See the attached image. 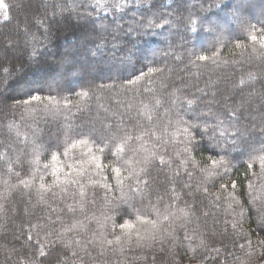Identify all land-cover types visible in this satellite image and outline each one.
<instances>
[{
    "label": "trees",
    "instance_id": "1",
    "mask_svg": "<svg viewBox=\"0 0 264 264\" xmlns=\"http://www.w3.org/2000/svg\"><path fill=\"white\" fill-rule=\"evenodd\" d=\"M3 4L0 264H264V0Z\"/></svg>",
    "mask_w": 264,
    "mask_h": 264
},
{
    "label": "snow or ice",
    "instance_id": "2",
    "mask_svg": "<svg viewBox=\"0 0 264 264\" xmlns=\"http://www.w3.org/2000/svg\"><path fill=\"white\" fill-rule=\"evenodd\" d=\"M0 7H4L3 0H0ZM250 27L253 28V29H255V25H251ZM255 30L259 32V35L252 34V35H250V39H251L252 41H254V42L257 41V40H259V42L261 43V46H264V27H262V28H260V29H255ZM92 43L95 44L97 48L100 47V45L97 44L95 40H93ZM237 46H238V47H241L242 45H239V44H238ZM30 59L36 60V61L38 62V58L35 57V54H33V57H30ZM198 59H200V60H206V59H208V57H206V56H200V57H198ZM75 68H76V66H75L74 64H72V65H69V66L65 69V71H66V72H71V71H73ZM85 70H86V69L84 68V66H81L80 71H85ZM30 95H31V94H30ZM41 99H42V97H40L39 95H31V100L39 101V100H41ZM157 103H158V102H157ZM187 103H188L189 105H192V104L194 103V101H193V100H188ZM233 115H234V113H233ZM221 123H223V122L221 121ZM184 131H185V132H189V129L185 128ZM211 131H212V133H216V132H217L216 129H212ZM202 135H210L211 140L216 141V143H217V145H218L219 141L217 140V138H216L215 135H211V134L209 133V129H208L207 126H205V127L203 128V130H202ZM224 135H225V133H224L223 131H219V132H218V136H219L220 138H223ZM235 135H236V133H233V137H235ZM194 140H195V137L192 136L191 139L189 140V145H191V144L193 143ZM80 143H87V141H80ZM122 150H123V149H120V151H122ZM188 150H189V148L186 147V148H185V151H188ZM101 151H103V149H101ZM37 159H38V157H37ZM57 159H58L57 155H56V154H53V155H52V160L55 161V160H57ZM209 159L211 160V163H212L213 167H223V166H224V162H223L222 160H221V161H217V160H215V159H212L211 157H209ZM159 160H160V163H161V164H164V163H165V160H164V157H163V156H160V157H159ZM260 161H261V167H262V169H264V156H261V157H260ZM69 167L71 168V166H69ZM248 168H252V164H251V163L248 164ZM112 171H113V173H115V175H116L117 183H118V184H122V183H123V180L120 179V173H121L120 168H115V167H114V168L112 169ZM21 182H22V183H25L24 181H21ZM145 183H146V182H145ZM41 187L43 188L44 185L42 184ZM220 187H221L222 190H226V189L229 187V185H228V184H221ZM231 187H232L233 189H235V187H236V182H235V181H232V182H231ZM204 191L207 192V189L205 188ZM217 198L219 199V197H217ZM108 219H112V217H108ZM165 219H167V217H165ZM136 223H148V224H151L153 227L156 226V221H152V220L147 219L146 217H141V216L137 215V216H136V221H135V222L132 221V220H125L124 223H121V224H119V225H116V224L114 223V224H113V228L115 229L116 227H119V229H120L123 233H125V234H130V233L132 232V230L135 228ZM28 239H32V237H28ZM116 239H117V241H119L120 237L117 236ZM108 243L111 244L112 241H108ZM262 243H264V242H262ZM29 264H31V262H29Z\"/></svg>",
    "mask_w": 264,
    "mask_h": 264
},
{
    "label": "rangeland",
    "instance_id": "3",
    "mask_svg": "<svg viewBox=\"0 0 264 264\" xmlns=\"http://www.w3.org/2000/svg\"><path fill=\"white\" fill-rule=\"evenodd\" d=\"M76 38V37H75ZM8 55H12V54H10V53H8V52H0V56L1 57H8ZM2 99V98H1Z\"/></svg>",
    "mask_w": 264,
    "mask_h": 264
}]
</instances>
